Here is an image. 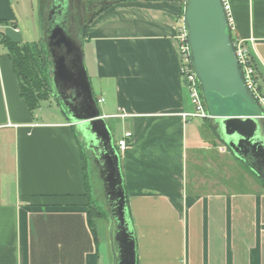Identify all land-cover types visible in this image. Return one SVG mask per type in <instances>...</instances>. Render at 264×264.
I'll list each match as a JSON object with an SVG mask.
<instances>
[{"label": "crops", "instance_id": "crops-1", "mask_svg": "<svg viewBox=\"0 0 264 264\" xmlns=\"http://www.w3.org/2000/svg\"><path fill=\"white\" fill-rule=\"evenodd\" d=\"M32 1L0 0V264H117L110 215L89 217L99 160L60 103L47 120L43 101L31 111L19 96L4 41L29 42L8 32ZM226 1L231 40L249 50L264 93V0ZM47 2L36 3L39 40ZM184 8L111 4L79 40L101 116L120 127L106 122L110 136H132L118 155L135 264H264V181L224 146L215 119L182 116L194 110L179 73Z\"/></svg>", "mask_w": 264, "mask_h": 264}, {"label": "water", "instance_id": "water-1", "mask_svg": "<svg viewBox=\"0 0 264 264\" xmlns=\"http://www.w3.org/2000/svg\"><path fill=\"white\" fill-rule=\"evenodd\" d=\"M104 5L94 2L87 6V23ZM183 19L206 113L217 121L224 146L264 181L263 127L260 114L253 113V108H260L239 74L223 4L221 0H186ZM45 41L52 67L51 96L59 99L67 119L78 125L82 142L100 162V178L118 250L117 264H135L119 155L93 97L81 45L60 24L51 28Z\"/></svg>", "mask_w": 264, "mask_h": 264}, {"label": "trees", "instance_id": "trees-1", "mask_svg": "<svg viewBox=\"0 0 264 264\" xmlns=\"http://www.w3.org/2000/svg\"><path fill=\"white\" fill-rule=\"evenodd\" d=\"M84 6L93 4L94 2H104V6L101 11L107 9L108 2L115 4L126 1L136 0H81ZM150 1V0H142ZM160 1V0H154ZM164 1V0H162ZM179 1L185 7L184 0H171ZM79 2V0H75ZM88 24L83 30V35L86 33ZM5 46L10 56L11 65L19 82V96L26 104L29 110H34L38 107L39 102L48 100L52 93V83L50 81V74L52 71L50 55L46 48L45 40H37L18 44L11 40L5 39ZM251 64L254 69V75H257V68L255 62L251 58ZM264 85V84H263ZM260 88V85H259ZM59 101V99H58ZM60 103V101L58 102ZM86 186L89 190L88 180H86ZM90 195V194H89ZM91 196V195H90ZM89 196V197H90ZM89 217L92 218H105L106 215L103 212H99L95 206V201L90 198L89 201Z\"/></svg>", "mask_w": 264, "mask_h": 264}, {"label": "built area", "instance_id": "built-area-1", "mask_svg": "<svg viewBox=\"0 0 264 264\" xmlns=\"http://www.w3.org/2000/svg\"><path fill=\"white\" fill-rule=\"evenodd\" d=\"M186 0H184L185 4ZM223 8L228 20V26L230 30V19H229V5L226 0H221ZM184 11L179 18L177 27V49L179 55V73L182 77L183 84L186 91L189 94L190 104L194 110L191 113H182L183 117L188 118H202L210 119L206 113L205 106L203 105L201 91H199V85L197 77H195L193 70V62L191 58V50L188 45V34L185 20L183 19ZM232 47L234 49L235 58L238 64L239 74L241 75L245 89H247L250 96L259 105L260 108V119H264V93L259 88L256 75H254V69L251 64V55L249 50L244 47L242 40H231ZM101 101V100H98ZM132 136L130 132L123 134V137L116 142V151L118 154H124L126 149L131 144Z\"/></svg>", "mask_w": 264, "mask_h": 264}, {"label": "rangeland", "instance_id": "rangeland-1", "mask_svg": "<svg viewBox=\"0 0 264 264\" xmlns=\"http://www.w3.org/2000/svg\"><path fill=\"white\" fill-rule=\"evenodd\" d=\"M14 3V2H13ZM35 3V4H34ZM36 3L37 0H33L31 3L26 4L25 2V6H26V10L28 11V19H24L22 24H18L17 29H18V34L14 33V28H10V32H8L9 37L12 40L18 41V42H25V41H36L39 40L40 36H41V27L39 25V21H38V13L36 10ZM33 5V6H32ZM33 7V8H32ZM84 7V4L81 0H79L78 2V9ZM32 8V9H31ZM19 9L21 11V8H17L15 7V10L19 12ZM25 9V7H24ZM75 41V40H74ZM76 42V41H75ZM77 44H79L80 42L77 41ZM51 77V74H50ZM52 83V82H51ZM96 94V93H95ZM98 94H96L95 96H97ZM96 98V97H95ZM59 102L58 99L51 97L49 98V100L47 101H43L40 106H39V110L42 111V114L44 115V119H51V115L54 114V112H60L59 107L57 106V103ZM59 109V110H57ZM253 113H261V111L257 108H253ZM108 128L110 129V131L116 129L119 130L120 132V127L115 125L114 122H110V121H106ZM113 134V133H112ZM113 145H115L114 143L117 140V136L113 135ZM116 148V147H115ZM94 186H95V197H94V201H95V206L98 208L99 212H103L105 215L109 214V209L105 207V201H104V194L102 193L101 190V180L99 175L94 174ZM96 220V219H94ZM101 237V246H100V251L102 252V254H105L106 248L104 245V242H107V238H105L104 235H100ZM106 240V241H105Z\"/></svg>", "mask_w": 264, "mask_h": 264}, {"label": "flooded vegetation", "instance_id": "flooded-vegetation-1", "mask_svg": "<svg viewBox=\"0 0 264 264\" xmlns=\"http://www.w3.org/2000/svg\"><path fill=\"white\" fill-rule=\"evenodd\" d=\"M44 9L45 13L41 22L44 36L54 25L60 24L71 38L76 42L80 40L90 15L87 6L78 9V3L75 0H48ZM44 36L43 40H45ZM262 127L264 134V124Z\"/></svg>", "mask_w": 264, "mask_h": 264}]
</instances>
